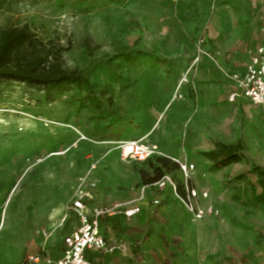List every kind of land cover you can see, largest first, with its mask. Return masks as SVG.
<instances>
[{
  "label": "rangeland",
  "instance_id": "1",
  "mask_svg": "<svg viewBox=\"0 0 264 264\" xmlns=\"http://www.w3.org/2000/svg\"><path fill=\"white\" fill-rule=\"evenodd\" d=\"M23 26L50 62L89 80L102 109L79 107L86 88L48 93L0 84V106L60 124L47 129L0 115V264L61 257L78 225L71 202L92 191L94 164V206L112 212L101 220L117 247L110 264H264V208L246 202L249 183L258 180L253 168L264 172V116L248 101L225 97L249 52L264 48V0L0 3V30ZM128 52L138 55L132 63L120 58ZM131 140L156 144L155 157L195 165L189 184L209 194L203 222L192 221L172 188L142 184L141 172L153 177L158 164L123 161L120 143ZM217 142L242 144L244 159L212 171L201 154ZM167 173L183 182L178 170ZM116 205L140 213L130 220L113 212Z\"/></svg>",
  "mask_w": 264,
  "mask_h": 264
},
{
  "label": "built area",
  "instance_id": "2",
  "mask_svg": "<svg viewBox=\"0 0 264 264\" xmlns=\"http://www.w3.org/2000/svg\"><path fill=\"white\" fill-rule=\"evenodd\" d=\"M200 45L205 44L204 38H200ZM236 83L239 93L232 96L231 101L240 95L247 99L254 106L262 110L264 116V48L258 47L249 52V62L246 65V72L243 75H234L232 77ZM187 76H184L183 83H187ZM181 98V95H179ZM19 114L27 120L39 121L41 125L47 129L55 125H60L48 117H36L31 113H26L18 109L7 108L0 106V115ZM66 127L73 128L70 125ZM21 131L22 129L19 128ZM80 135V140L85 139L78 129H74ZM120 156L123 161L145 162L159 154V147L156 144L147 143L142 140H131L120 143ZM179 172L182 174L184 196H179L177 193L178 182L174 181L170 175H165L159 182L155 184L159 189L171 187L179 196L184 204L186 211L191 216L194 222H202L206 218V208L202 201L209 197L208 192L200 191L189 184V179L196 167L193 163L177 162ZM94 174L90 178L89 186L91 192L81 190L73 199L70 205V211L76 214L78 225L75 231L64 241V249L61 258L56 264H95L91 261L89 254L103 253L113 254L117 250L115 245H110L102 232L101 220L105 215H112V212L103 210L100 207H95V191L100 183V179L96 175L97 165H93ZM83 180V184H86ZM158 203V202H156ZM114 211H118L126 218H134L140 213L139 206L122 207L116 205ZM38 260V259H37Z\"/></svg>",
  "mask_w": 264,
  "mask_h": 264
},
{
  "label": "trees",
  "instance_id": "3",
  "mask_svg": "<svg viewBox=\"0 0 264 264\" xmlns=\"http://www.w3.org/2000/svg\"><path fill=\"white\" fill-rule=\"evenodd\" d=\"M8 0H0V3ZM14 2H39L55 1L63 3L66 0H10ZM83 6L87 1L92 3L94 0H72ZM108 2H119L120 0H107ZM93 4H90V8ZM140 53V52H138ZM134 52L122 53L120 58L124 62L132 63L138 57ZM3 82H18L29 87H33L44 92L64 93L74 88L87 89V94L80 99L79 107H93L101 110L102 104L96 97L93 87L89 80L79 74L78 70H68L63 68L60 63H53L45 52V48L37 46L34 35L27 26L10 27L0 30V84ZM244 148L238 143L228 145L221 142L201 155L210 161L211 170L216 172L230 165L240 163L244 159ZM157 162L154 167V176L151 177L147 172H141L142 184L145 186L154 185L159 182L169 171L178 170V163H173L170 159L153 157L145 162L152 164ZM153 167V164H152ZM253 171L258 174L256 182L249 183L250 194L246 198L247 204L254 208H264V172L258 167ZM169 175V174H168ZM243 180V177L240 176ZM177 193L184 196L183 182H178Z\"/></svg>",
  "mask_w": 264,
  "mask_h": 264
},
{
  "label": "crops",
  "instance_id": "4",
  "mask_svg": "<svg viewBox=\"0 0 264 264\" xmlns=\"http://www.w3.org/2000/svg\"><path fill=\"white\" fill-rule=\"evenodd\" d=\"M208 31H207V28L204 30V32L203 33H201V35H200V38L202 37V38H204V40H205V44L204 45H206V43H207V38H209V35H208V33H207ZM220 48V47H219ZM214 53L215 54H217L218 56L221 54L219 51H214ZM247 65V64H246ZM246 65H245V71H244V73L243 74H245V72H246ZM243 74H241V75H243ZM227 88H228V90L227 91H225V97H226V99L228 100L229 99V101H231V99H232V96L234 95V94H238L239 93V90H238V87H237V85H236V83L234 82V81H232L231 83H229L228 84V86H227ZM223 92V91H222ZM182 98H179L178 100L179 101H183L185 98H186V94H184V92L182 91ZM215 97V94H213L212 95V97L211 96H208V99H213ZM243 100V101H248L247 99H245V98H243L242 96H240V95H238L236 98H235V100L234 101H236V100ZM233 101V102H234ZM232 102V101H231ZM249 102V101H248ZM251 103V102H250ZM252 104V103H251ZM253 105V104H252ZM254 106V105H253ZM244 108L246 107V106H243ZM257 109H259L260 111H261V113H262V110L259 108V107H257V106H255ZM263 115V114H262ZM218 143V142H217ZM221 143H223V142H221ZM216 144V143H215ZM224 144H227V143H224ZM238 144V143H237ZM228 145H234V144H228ZM242 145V144H241ZM215 146V145H214ZM211 150V149H210ZM189 163H191V162H189ZM97 172H98V170L96 171V175H97ZM193 174V173H192ZM99 177H100V175H99ZM155 185V184H154ZM151 186V185H150ZM192 186V185H191ZM157 187V186H156ZM192 187H194V186H192ZM195 188V187H194ZM157 189L159 190V191H164V190H166V189H171V187H166L165 189H159L158 187H157ZM197 189V188H196ZM199 190V189H198ZM200 191H202V190H200ZM204 191V190H203ZM206 200H204V201H202V204H203V202H205ZM204 205V204H203ZM188 213V212H187ZM190 216V215H189ZM136 217V216H135ZM134 217V218H135ZM191 218V217H190ZM127 219H133V218H127ZM193 221V220H192ZM203 222V221H202ZM194 223H200V222H194ZM102 224V223H101ZM102 226V225H101ZM102 232H103V228H102ZM103 235H104V232H103ZM105 236V235H104ZM105 238H106V236H105ZM106 240H107V242L110 244V245H113V243L110 241V240H108L107 238H106ZM64 249V248H63ZM63 252V251H62ZM114 254V253H113ZM113 254H103V253H93V252H91L90 254H89V257H90V259H91V261L93 262V263H95V264H110V263H113L114 261H106V257H111ZM62 256V255H61ZM61 258V257H60ZM59 258V259H60ZM58 259V260H59ZM57 260V261H58ZM56 261V262H57ZM56 262L54 263V264H56Z\"/></svg>",
  "mask_w": 264,
  "mask_h": 264
}]
</instances>
